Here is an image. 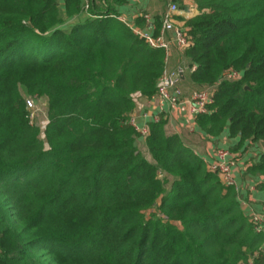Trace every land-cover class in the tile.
<instances>
[{
    "label": "trees",
    "instance_id": "obj_1",
    "mask_svg": "<svg viewBox=\"0 0 264 264\" xmlns=\"http://www.w3.org/2000/svg\"><path fill=\"white\" fill-rule=\"evenodd\" d=\"M177 1L197 10L175 16L184 74L213 88L196 122L257 148L246 172L264 191V0ZM126 2L0 0V264H264L237 190L164 116L145 137L132 123L166 51L120 18ZM28 96L47 101L43 136Z\"/></svg>",
    "mask_w": 264,
    "mask_h": 264
},
{
    "label": "crops",
    "instance_id": "obj_2",
    "mask_svg": "<svg viewBox=\"0 0 264 264\" xmlns=\"http://www.w3.org/2000/svg\"><path fill=\"white\" fill-rule=\"evenodd\" d=\"M173 3L178 6V10L173 14L176 24L179 23L175 17L176 15L185 14L189 17L197 11L193 6L188 11L182 10L177 0H128V2L118 5L117 10L120 18L132 27L153 33L154 18L158 15H163L165 11L167 12ZM143 15L147 25L140 28L136 25V19ZM85 18L86 16L83 14L81 19ZM76 20L77 18H74L69 20V22H75ZM173 34V31H168L167 36L169 39L173 38ZM172 45L173 49H171L168 62L169 68L174 70L182 65L187 67V60L182 54L183 50L179 49L175 44ZM181 87L186 98L190 97L191 93L196 90L187 79L186 74L182 77ZM161 116L168 119V129L173 133L180 134L186 144L192 147L209 164L215 161L217 148H227L232 151V148L239 142L238 138H230L227 131L219 136L207 135L198 126L196 122L197 115L191 112L188 103L179 105L176 108L165 104L163 109H161L157 104L151 102L149 98H140L133 114L136 123L142 128H148L149 123L158 120ZM141 143L143 144V142ZM142 144L140 146L144 149ZM244 149L242 148L236 152L232 151V153L237 162L234 174L239 186L240 199L245 202V204L242 203V207L249 214L251 209L256 211L264 210V191L259 189L258 179L249 176L246 172L248 165L251 164L258 150L254 146H248L247 149Z\"/></svg>",
    "mask_w": 264,
    "mask_h": 264
},
{
    "label": "built area",
    "instance_id": "obj_3",
    "mask_svg": "<svg viewBox=\"0 0 264 264\" xmlns=\"http://www.w3.org/2000/svg\"><path fill=\"white\" fill-rule=\"evenodd\" d=\"M177 10V4L173 3L162 19V28L158 35H154L150 31L133 27L134 31L145 38L151 46L162 47L166 51V66L161 75L157 92L154 93L149 99L151 102L157 104L161 109H163L165 104H168L172 108H176L179 105L188 103L190 105L191 112L194 115L207 113L208 105L212 102L213 88L208 87L202 90H194L190 97L186 98L184 97L183 90L181 88L182 77L184 76V68L179 66L172 70L168 66L172 44H175L181 50L185 49L190 44L185 30L182 27L176 25L174 22L173 14ZM168 31H173V38L169 39L167 37ZM195 68V66L192 67V70H195ZM227 77L233 79L239 77V73L231 72L227 75ZM27 105L28 108H31L33 107V102L28 99ZM34 118L35 113L31 112L30 120L32 123ZM132 123L143 137L147 136L149 131L148 128L140 127L136 123V119L134 117H132ZM215 154V161L211 164L208 163L210 169L220 175L224 184L233 186L239 193V186L234 174V168L237 162L232 151L227 148H217ZM240 201L241 203L245 204L243 199H240ZM249 215L255 225L256 231L264 233V210L256 211L251 209L249 211Z\"/></svg>",
    "mask_w": 264,
    "mask_h": 264
},
{
    "label": "rangeland",
    "instance_id": "obj_4",
    "mask_svg": "<svg viewBox=\"0 0 264 264\" xmlns=\"http://www.w3.org/2000/svg\"><path fill=\"white\" fill-rule=\"evenodd\" d=\"M173 49V45L171 46ZM185 70L187 71V67L182 65ZM182 88V87H181ZM31 100L33 102V107L29 108L31 112L35 113V118L33 120V124L38 125L41 130V136L44 135V129L48 122V115H47V101L43 98H35L28 96L27 100Z\"/></svg>",
    "mask_w": 264,
    "mask_h": 264
},
{
    "label": "water",
    "instance_id": "obj_5",
    "mask_svg": "<svg viewBox=\"0 0 264 264\" xmlns=\"http://www.w3.org/2000/svg\"><path fill=\"white\" fill-rule=\"evenodd\" d=\"M261 145H262V147H263V149H264V141L261 142Z\"/></svg>",
    "mask_w": 264,
    "mask_h": 264
}]
</instances>
